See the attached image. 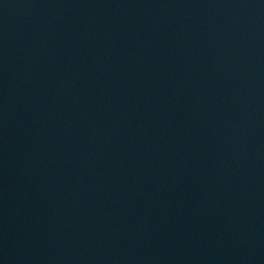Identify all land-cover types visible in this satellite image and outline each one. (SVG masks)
Segmentation results:
<instances>
[{
	"label": "water",
	"instance_id": "water-1",
	"mask_svg": "<svg viewBox=\"0 0 264 264\" xmlns=\"http://www.w3.org/2000/svg\"><path fill=\"white\" fill-rule=\"evenodd\" d=\"M0 264H264V0H0Z\"/></svg>",
	"mask_w": 264,
	"mask_h": 264
}]
</instances>
